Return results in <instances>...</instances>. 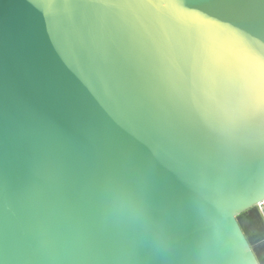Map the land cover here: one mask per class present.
Masks as SVG:
<instances>
[{
    "label": "water",
    "instance_id": "obj_1",
    "mask_svg": "<svg viewBox=\"0 0 264 264\" xmlns=\"http://www.w3.org/2000/svg\"><path fill=\"white\" fill-rule=\"evenodd\" d=\"M207 0H157L138 9L141 40L129 50L178 97L214 88L223 68L250 104L264 103V0L232 9ZM208 9L213 16L199 11ZM84 9L74 0H0V259L4 264H126L139 242L136 264H164V251L142 233L148 202L133 197L125 181L132 157L146 155L142 128L123 123V84L84 54L79 30ZM240 25L246 35L235 26ZM88 38L87 29H81ZM145 93L157 96L151 74ZM45 130V131H44ZM232 205L239 232L235 264H264V197ZM186 207L177 193L176 212ZM191 230L198 210L191 209ZM164 218L158 230L170 228Z\"/></svg>",
    "mask_w": 264,
    "mask_h": 264
},
{
    "label": "snow or ice",
    "instance_id": "obj_2",
    "mask_svg": "<svg viewBox=\"0 0 264 264\" xmlns=\"http://www.w3.org/2000/svg\"><path fill=\"white\" fill-rule=\"evenodd\" d=\"M157 0H74L84 9L79 30L84 54L100 61L101 71L123 84V123L142 128L149 143L146 155H134V172L125 181L133 197L148 202L143 231L164 251V264H235L239 232L233 231L232 205L264 197V103L250 104L223 68L216 69L214 88L187 90L178 97L147 65L134 62L129 50L142 44L138 9ZM245 0H207L210 7L232 9ZM200 12L213 16L208 9ZM264 14V12H261ZM246 35L240 25L235 26ZM87 29L88 38L81 33ZM151 74L157 96L145 93L142 77ZM264 95V81L261 82ZM45 131V130H44ZM7 170H0V190L7 191ZM177 193L186 207L176 212ZM198 210V227L191 230V207ZM168 230H158L161 219ZM146 255L139 242L122 259L136 264ZM0 264H4L0 259Z\"/></svg>",
    "mask_w": 264,
    "mask_h": 264
},
{
    "label": "built area",
    "instance_id": "obj_3",
    "mask_svg": "<svg viewBox=\"0 0 264 264\" xmlns=\"http://www.w3.org/2000/svg\"><path fill=\"white\" fill-rule=\"evenodd\" d=\"M258 207H259L260 211L262 212V214L264 215V200L261 201V202L258 204Z\"/></svg>",
    "mask_w": 264,
    "mask_h": 264
}]
</instances>
